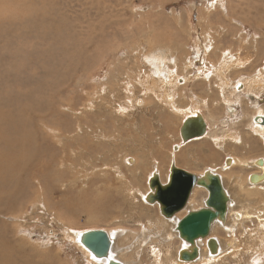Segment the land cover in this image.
<instances>
[{"label":"rangeland","instance_id":"374dc122","mask_svg":"<svg viewBox=\"0 0 264 264\" xmlns=\"http://www.w3.org/2000/svg\"><path fill=\"white\" fill-rule=\"evenodd\" d=\"M9 1L0 0V96L25 95L17 105H7L13 110L7 114L21 120L23 133L43 159L37 166L45 173L37 182L30 173L21 194L15 202L4 201V215L0 213L2 241L15 250L20 264H90L70 240L71 228L121 227L125 233L141 232L142 225L152 229L149 235L141 233L146 240L140 243L142 237L126 232L123 247L131 246L133 252L141 246L136 262L155 264L150 249L157 246L162 264H167L165 252L175 258L179 239H164L168 223L140 193L148 189L147 176L154 168L166 183L171 163L198 176L214 170L224 191L237 199L236 207L254 213L230 234L215 225L212 234L230 247L215 258L189 264H264V212L260 222L254 212L263 210L264 191L245 190L255 199L246 208L238 190L254 170L251 160L264 156V137L250 127L256 107L264 109V80L240 99L231 93L235 103L230 106L224 102L227 89L238 90L239 75L253 77L264 70V0H45L26 22L9 19L13 10V15L19 13L16 2ZM226 48L232 51L228 63L237 56L247 61L241 70L225 72L230 86L222 96L219 75L208 80L203 72L213 70L221 52L230 54ZM157 50L179 64L170 78L179 81L174 98L178 111L162 104L165 88L151 71L154 59L145 61ZM125 86L131 89L128 100ZM136 98L145 100L143 106L135 105ZM229 107L235 110L229 112ZM191 112L201 114L211 132L184 142L179 127ZM57 131L61 136L56 139L52 136ZM19 145L24 147L25 141ZM125 153L136 158L133 166L123 163ZM226 155L251 160L224 170ZM194 189L192 205L203 207L206 191ZM187 212L180 211V219Z\"/></svg>","mask_w":264,"mask_h":264},{"label":"bare ground","instance_id":"6f19581e","mask_svg":"<svg viewBox=\"0 0 264 264\" xmlns=\"http://www.w3.org/2000/svg\"><path fill=\"white\" fill-rule=\"evenodd\" d=\"M261 1H263V0H261ZM15 2H16L17 9L19 8V13L17 11V14L13 15V12H14V10H13L12 15L9 17V19L11 20V19L15 18V20L18 19V20L23 21V22H26L28 20L29 15H31V13L36 10L35 7L44 6V4H45V0H10L9 1L10 4H14ZM48 3H50V2H47L46 1V4H48ZM260 4L262 5V3H260ZM0 5L1 6H4L2 4V2H0ZM212 5L214 6V3H212ZM27 8H28V10H27ZM6 9H10V8L7 7ZM39 29H40V27H39ZM213 39H215V38L213 37ZM213 48H214V45H213ZM203 49H205V48H203ZM209 49L210 48H208V51H209ZM223 50H229V53L230 54L229 55L222 54V52H221L220 55L212 62V64L214 65L213 70H207V71H204L203 72L205 79H208L212 75H217V74L219 75V78L216 81H218L220 83V84H218L219 87H220L219 92H221L222 96L225 94L226 89L228 88L227 86H230L229 83H225L226 80H228L225 77V72L227 70H229V69H236V68H239L240 69L241 67H243L246 64V61H247L246 58L245 59H242L240 56H237L238 58L234 62L228 63V57H231L232 51L230 50V48H226V49H223ZM223 50H221V51H223ZM205 51H206V49H205ZM205 51H204V53H205ZM49 53H50V51H49ZM209 54H210V51L207 54V58H209V56H208ZM148 57H145V61L148 62L149 59H152V58L154 59L153 62H152V64H151V67L152 68L150 67L152 69L151 71L154 74V76H155V73L156 72L158 73V75H156V77L158 78L157 81H159L160 84H162V88H165L164 90H162V91H164L163 97H161V100L163 102L162 104L165 107H168L169 109H171L173 111H175V110L178 111L179 110L178 107H176L175 104H174L175 103L174 102V98L176 96V87H177V84L176 83H178L179 81L177 79L176 80V83H174L170 79L171 76L175 72L174 69L177 68V65H179L178 62L177 61L174 62V58L173 57H169L168 55H166V53L162 52L161 50H157L155 53L150 54ZM19 60L22 61V59H19ZM153 63H156V65L154 66ZM38 64L40 65V63H38ZM188 64H189V62H186L185 61V63L183 64V67L186 68V69H188L187 68L188 67ZM14 65H16L15 66L16 69L19 68L18 62L15 63ZM28 65H31V64L28 63ZM169 65H172L174 68L172 67L173 69L171 68V69L168 70ZM44 66H45V64H44ZM33 68H35V67L33 66ZM164 69L167 70V72ZM240 70H238V71H240ZM171 71H174V72H171ZM253 74L254 73H252V75ZM252 75H249V76L247 75L245 77H242L243 75H239L237 77V79L235 78L236 79V82H235L236 84L235 85L239 84L240 86H239V88H238L237 91L227 89V93H226V95H224V102H225V104H227L228 106H230L231 103H235L234 100H233V97H232L233 95L235 96L234 98H239L240 99V97L242 95V92L248 91V90H252L254 86L258 85V83H263V80H264V70L263 71L259 70V72L255 76H253V77H252ZM199 76H200V74H199ZM185 77H186V75L185 76H182V78L184 80H185ZM211 79H212V77H211ZM150 81H152V79ZM138 83H139L140 86H142V88L144 87L143 86L144 84L142 85L141 82H138ZM151 83L154 84L153 82H151ZM146 85H148V84L146 83ZM146 88L147 87H145V89ZM130 90L131 89L130 88L128 89L126 86H125V88L123 87V89H122V92L126 93L125 94V98L127 100H128V97H130L129 95L132 96ZM150 90L147 89L148 92ZM155 90H157V89H155ZM158 91H160V89ZM143 92H144V90H143ZM145 93H146V91H145ZM231 93L233 94L232 96L230 95ZM11 94H12V92H11ZM114 94L115 93H113L112 96ZM2 95H4V94H2ZM24 96H25L24 94H20L19 95L20 98H18V99H16L15 96H13L12 99H7V97H5V96H4V98H2L3 96H0V207H2V205H3V208H0V213L2 215H4L3 214V210H4V204L3 203H4V201L5 202H10V201H14L15 199L18 198L17 195L18 194H21V188H20V186H21L22 182L27 177H32L30 175V173L33 175V177L36 178V182H37V180L39 181V179H38L39 177L45 178V173H43V170L40 169L39 166H37L39 162L43 161V159L40 157V153L38 152V150L36 148L34 149L31 146V140L27 139V135L28 134L23 133V131H22L23 130V128H22L23 124L21 123V120L18 117H16L14 114H11V115L7 114L8 111L9 112H12L13 111L12 109L7 108V105H13V104L14 105H17V103H19L21 100L23 101L22 98H24ZM226 96H227L228 99L225 98ZM250 98H252V97H250ZM112 99L114 100V98H112ZM117 100H118V98H117ZM123 101H126V100H123ZM144 102H145V100L143 101L142 99L136 98L135 105L136 106H141ZM251 102L253 104H256L255 101H251ZM123 105H120L121 108L119 107V110H118L119 111V114L122 113L125 109H127L126 107L128 106V104L126 103L125 106H123ZM195 106H196V104H195ZM196 109H197V107H196ZM232 110H235V109H232L231 107H229L228 111L230 112ZM194 111H195V109H194ZM197 112H198V110H197ZM255 112L256 113L253 114V117H254V120L252 122L253 123V126H251V124H250V127H253V128H251V129H253V131L258 132V134L260 136H263L264 137V109H262L260 106H257ZM194 115H196V113L195 114H193V113L191 114V116H194ZM30 116H31V114H30ZM187 117H189V116H187ZM204 121L206 123V126H208V124H207L208 122L205 119H204ZM77 128L80 129V126H78ZM209 131H210V128H209V130L206 129V132H208L207 134H209ZM56 133H58V131ZM102 134L103 133H100L98 136L100 137V136H102ZM60 136L61 135L58 133V135H54L53 134L52 137H54V138L57 139ZM102 137H104V136H102ZM106 138H107V136H106ZM214 140H218V139H214ZM24 141H25V145H24V147H21V145H19V143L20 142H24ZM102 141H105V140H102ZM86 143H88V142H86ZM89 145L91 146V144H89ZM89 145L86 144V146H89ZM15 151H17V152H15ZM250 160L251 159H249V158H238V159H236L233 156L226 155V157L223 159V162H222V165L221 166H222V168L224 170L225 169L227 170L229 168H232L233 165H238V166H242L243 167V166H246V164ZM122 161H123V163L125 165L133 166L136 163V158L133 157V156H130V155H126V153H125ZM251 161L252 162L250 163V165H252V167H253L254 170L251 171V172H249L245 176V178L243 180L244 182L241 183V185H239V187H238V190L240 188L239 191H241V193H242L243 201H247L246 203H248V204H246V203L244 204L246 208L248 206H250L251 203L253 204L255 199L248 198L246 196L245 192H244L245 190H247V189H255L257 191H264V156L257 157V158H255V159H253ZM171 162H173V160ZM211 172L217 174L214 170H212ZM154 173L158 175V177L160 179V182L164 184L165 182H162V180H161V178L159 176V172L155 168L152 169L148 173V176H147V184H148L149 178ZM203 173H204V171L202 172V174ZM168 175H169V171H168L166 177H168ZM217 175L219 176V174H217ZM219 179H220L221 186L223 188V184H222V181H221L220 176H219ZM30 184H31V182H30ZM28 185H29V183H28ZM36 186H34V187H36ZM194 187L200 188V189L206 191V196H207V193L208 192H207V190H206L205 187L199 186V185H194ZM194 187L191 190V193H190V195L188 197V200H187L186 204L184 205V207L180 211H186V210L187 211H191V210H196V209L202 207V206L195 207V206L192 205V202L191 201H192V198H194L193 197V194H194V191H195ZM223 190H224V188H223ZM19 191H20V193H18ZM148 193H150L149 185H148V189H146L145 192L140 193V196L144 200V203L146 202L145 198H146V196H147ZM224 193L226 195V206H225L224 216H223V218H216V219H214V221L210 225V230H209V233L207 234V236L202 237V238H198V239L194 240V245L197 248V256L194 259H191V260L181 259L180 256H179V252L181 250H184V249L190 250V248L193 246L192 244H190L187 241H185L182 238H180L179 235H178V231L176 230V225H177L178 221L180 220V217L178 216V213L180 211L176 212L173 216H171L169 218H166V217H164V216L161 215L162 217H164V218H162V221L164 223L165 222L168 223L167 224L168 227L166 226L168 229L163 232L164 239L166 238V239L170 240L173 237H178L179 242H180V245L178 246L179 249L176 252V257L175 258H172V257H170V255H168L169 254V251H166L165 252L167 254V256H169V257H166V259L169 260L167 264H189V263H196L200 259L201 260L202 259H208V260H210L212 258H215L216 255H220V253L224 252L228 247H230V245H231L230 243H226L225 246L223 247L222 244L217 240L216 236L212 234V231L214 230V226L220 224L226 230H228V232L230 234V232H231L230 229H233V228L235 229V227L237 225H239V224L241 225L242 224L241 222H243L242 220H244L245 218H249L250 217V214L253 213V212H251V210L248 209V208H247V210L244 208L245 210H243V211L239 210L236 207L237 199L232 195V193L231 192H225V191H224ZM258 193H260V192H258ZM205 199H206V197L203 199L202 205H204V200ZM240 199H242V197ZM240 199H238V200H240ZM252 200H253V202H251ZM193 201H194V199H193ZM243 201H241V202H243ZM152 205H156L158 207V204L157 203H154ZM253 209H255V208H253ZM158 210H159V208H158ZM254 212H255L256 218H258L259 219V222H260L261 216L263 215V212H264V205H263V210H260L259 209V210H256ZM251 221H252V219H251ZM157 223L158 222H156V224ZM154 224L155 223H153V225ZM159 226H160V224H159ZM258 226H260V225H258ZM141 228H142V231L141 232H136V231L135 232H131L130 230L129 231L127 230V231H125V233H124V229L123 228L121 229V227H116V228L114 227V228H108V229H106V228H100V229L104 230L107 233V235L109 237V240H110L109 258L112 259L113 261H116V262L120 263V264H138L137 263L138 261L136 262V260L134 259V257L138 253L137 252V249L139 247H141V246L135 247L136 249H134V251L131 252L132 251L130 249L131 246L129 247L127 245V246L123 247L124 244L122 243V235H125L126 232H128V234H133L134 238H136V239L142 237V240L140 241V243L141 242H144L146 240L147 235H143V234H145V233L148 234V231L149 230L151 231L152 229L150 228V225H148L147 227H145V226L142 225ZM94 229L95 228H90V229H85V230H75V231H73L74 229L71 228V230L69 229L70 231L68 232L69 233L70 240L73 243L76 244V246L81 250V252L83 253V255L86 257V260H88L90 262V264H108V261H107L106 258H97V257H95L80 242V235L83 232L89 231V230H94ZM96 229H99V228H96ZM160 230L161 229H159L157 231L158 234H159V231ZM15 232L16 231L14 230V233ZM141 233H143V234H141ZM136 235H139V236L136 237ZM209 239H214V241H215V244H216V247H215L216 248V252L215 253H212L209 250V247H208V240ZM170 245H172V244H170ZM225 247H227V248H225ZM30 249L33 250L32 248H30ZM118 249H120V251H117ZM170 249H168V250H170ZM150 250H151L152 256L154 257L155 264H162V260H161L162 252L159 250V247L152 246ZM14 252H15V250L10 245H8V244H6V243H4L2 241V235H0V264H20L19 259L15 257ZM115 253H118V254H115ZM36 255H38V254H36ZM40 255L41 254H39L38 256H40Z\"/></svg>","mask_w":264,"mask_h":264},{"label":"water","instance_id":"95a60500","mask_svg":"<svg viewBox=\"0 0 264 264\" xmlns=\"http://www.w3.org/2000/svg\"><path fill=\"white\" fill-rule=\"evenodd\" d=\"M207 126L201 114L186 117L179 128L182 141L202 137ZM148 185L150 193L145 200L148 203L158 204L160 214L166 218L173 216L186 204L194 185L203 186L207 190L204 206L188 211L177 223L176 230L183 240L192 244L190 250H181V259L191 260L197 256L194 240L207 236L210 225L216 218H223L226 195L221 186L219 176L210 170L202 175H195L171 163L166 183H161L157 174H153ZM80 242L97 258H106L108 264H120L109 258L110 240L102 229L85 231L80 235ZM210 252H216L214 239L208 240Z\"/></svg>","mask_w":264,"mask_h":264}]
</instances>
